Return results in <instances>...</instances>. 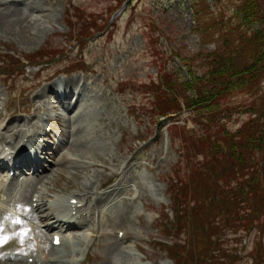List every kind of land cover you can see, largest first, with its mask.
<instances>
[{"label": "rangeland", "instance_id": "obj_1", "mask_svg": "<svg viewBox=\"0 0 264 264\" xmlns=\"http://www.w3.org/2000/svg\"><path fill=\"white\" fill-rule=\"evenodd\" d=\"M243 2L251 14L246 25L238 9ZM69 23L75 26L69 28ZM256 30L264 35V0H0V69L10 74L9 89L0 78V131L13 122L17 128L9 126L8 134L22 129L20 144L27 141L25 133L37 137L47 124L55 150L60 140L70 141L56 159L44 155L49 171L44 185L26 184L22 193L9 185L0 194V264H20L24 253L35 255L28 264H45L39 251L43 239L32 236L37 226L19 210L32 206L36 188L55 204H68L77 195L83 205L88 201L92 206L86 210L87 216L92 213L89 227L77 234L81 241L68 233L59 248L64 264H264V230L247 234L225 226L218 232L210 226L207 234H200L183 223L172 237L163 229L171 225L163 213L172 219L167 185L186 174L187 150L178 140L171 143L168 130L159 135L158 121L149 113L157 103L159 91L153 94L152 88L161 85V74L168 73L170 80L188 79L190 72L203 77L214 58L228 57L231 51L240 53L239 63L250 56L244 33L250 36ZM263 52L254 56L253 69L264 65ZM25 58L31 63L44 60L41 66L51 68L39 72ZM77 61L85 62L89 76L74 72L54 79L56 72L67 69L61 67ZM260 72L256 90L238 88L225 98L226 106L247 109L225 116L229 130L245 125L255 110L257 119L264 115V66ZM71 81L73 94L76 88L81 91L78 115H66L50 94L55 84L62 91L66 88L61 84ZM77 103H70L71 112ZM252 105L255 110L249 109ZM51 118L55 122L47 123ZM173 126L198 130L188 112ZM77 138L81 145L75 148ZM94 148L104 154L96 161L84 153ZM88 163L90 167L84 165ZM106 190L111 191L107 200ZM22 195H28L27 201ZM37 214L30 212L35 222ZM14 217L19 225L32 224L31 237L16 234ZM119 233L126 235L121 246ZM31 239L37 241L34 250L28 246ZM50 253H45L47 260Z\"/></svg>", "mask_w": 264, "mask_h": 264}, {"label": "trees", "instance_id": "obj_2", "mask_svg": "<svg viewBox=\"0 0 264 264\" xmlns=\"http://www.w3.org/2000/svg\"><path fill=\"white\" fill-rule=\"evenodd\" d=\"M243 3L238 9L246 25L251 14L249 4ZM247 34L245 53L250 56L241 62L236 60L240 53L231 51L228 57L214 58L203 77L190 72L188 79L173 76L170 80L165 73L161 85L152 88L153 94L159 92L149 113L160 130L178 121L184 112H189L198 126V130L168 128L171 140H178L187 150V172L183 178L169 181L168 188L174 223H186L187 229L200 234H207L210 226L218 232L225 226L247 234L264 230V115L257 119L259 113L252 105L249 109L257 114L238 130H229L223 123L224 116L234 110H247L226 106L225 98L238 88L256 90L264 66L258 70L252 66L254 56L264 50L263 33ZM170 230L177 228L172 225Z\"/></svg>", "mask_w": 264, "mask_h": 264}, {"label": "bare ground", "instance_id": "obj_3", "mask_svg": "<svg viewBox=\"0 0 264 264\" xmlns=\"http://www.w3.org/2000/svg\"><path fill=\"white\" fill-rule=\"evenodd\" d=\"M26 21H27V19H26ZM67 71H68V69L63 70V72H67ZM71 71L76 72V69L71 68ZM73 85H74V82H72V81L69 83H65L64 85L61 84V87H67L68 88V89L61 91L59 89V87H57L55 84L56 90H54V92L50 91V94H52L59 101H62L63 104H65V105H67L68 103L70 105L71 102L72 103L78 102L77 103L78 106L76 107V111H72V112H71V109L69 106L65 107L62 105V107H64L66 115L72 114V113H77L76 115H78L83 108V106L79 103L81 101V98H80L81 91H79V88H76L77 91H75V94L77 95V97H76L77 99L75 101H73L74 90L69 89V88L73 87ZM77 85H78V83H77ZM68 119H70V118L68 117ZM51 121H53V120H50V119L48 120L49 123ZM9 126L13 127V128H17V126H15V124L13 122H8L7 125L0 132V149H2V150H0V155L2 156V160H9V158L14 159L13 166L17 169L16 170L17 172H21V169H23V168L30 170V172H32V170H33V173L31 174L32 175L31 176L32 182L31 181L29 182L28 180H23L21 187H19L16 183L17 180L15 179V181L13 180V182H11V185L14 188H21V193H22V190L25 188L26 184L27 185H29V184L33 185V183L36 182V184L39 183L40 185H42V184L44 185V179H46L47 176L49 175L48 174L49 171H47L45 169L40 171V168L43 167V162L45 161L40 156L43 154V152H46V153L53 154L54 158H57V152H58V150H60V147H61L60 145L61 144H64V146L69 145V142H70L69 139L66 142L61 141L60 143H58L59 146L56 145L58 150H55L53 148V146H51V145L42 144L43 142H41V140L39 138H34L33 135H27L25 133L23 136V139L27 138L26 142L30 143L32 145L33 149L34 148L36 149L35 152L37 155V156H35V158L32 157L31 155L28 157H25L23 154V151L27 152V150L23 149L25 143L20 145L19 147L17 145L22 140L20 137L21 133H22V129L16 130V131L13 130L14 132L12 131V133H10L11 134L10 135V134H8L10 131ZM34 127H35V129L39 128L38 124H34ZM77 131L79 134L80 130L77 129ZM49 132H50V130H48L46 125L43 124L41 126V129H39V132L36 136L37 137H45L47 135H50ZM9 137H11L12 140ZM35 139H37V140H35ZM8 140H11L10 143L14 142L13 146L17 145L16 146V147H18L17 151L14 150V148H16V147H12L13 151H15V152H8V153L5 152L4 147L9 146ZM76 141H77L76 143L75 142L70 143V148L74 145V143H75V148L76 147L78 148L81 145L80 144L81 141L79 140V138H77ZM38 148H39L40 152L37 150ZM82 151H84V150H82ZM82 151H79V152H81L82 156H85V154L89 155L94 161H96V159H99L104 155L101 148L100 149L94 148V149H91L89 151L86 150L87 152L85 151L84 155L82 154ZM46 155H48V154H46ZM61 157L62 156H59V158H61ZM84 165L87 167L91 166L90 163L84 164ZM7 168H8L7 166L0 167V173L3 174V176L1 175L2 177L0 176V192L1 193H3V191H4V185H3L4 178L9 177L6 175V172H5L7 170ZM51 169L52 168H50V171H51ZM42 175H44V177H42ZM1 178H3V179L1 180ZM21 179H24V178L21 176ZM40 190H41V188L39 189V191ZM38 193L40 194L39 197L37 196L38 200L34 201V200H32V197H31V204L34 202H37V205L36 206H30V207H24L23 209L25 210V213L31 219L33 224H38L39 228H40V225L42 226V228H40V230H38V231L34 230L33 235H35L37 239H44L45 244H44V249L42 250V254H43V257L45 259V264H64L62 262V260H63L62 259L63 255L61 254L62 252L60 250L58 251V248H56V246L54 245L55 236L57 235L60 237V241H61L60 246L61 245L64 246L67 233L72 234L74 239L81 241V239L79 237L80 232H82L83 230H85L89 227L88 222L90 221L89 216L84 215L83 213H86L85 211L89 210L92 206H90L88 201L86 204L82 205L81 208H79L78 205L74 206V205L70 204L73 199H80L81 201L79 200V203L83 202L82 197L81 196L77 197V195L72 196L70 198L68 204L65 205L64 204L65 202L64 203L61 202V204L60 203L55 204V201H48L46 199V195L44 196V194H42L41 191ZM38 193H36V194L38 195ZM106 193H108L106 196V200H107L111 195V191L109 190ZM27 196H26V198H24L22 195V197L24 199H26V201H27ZM87 196H88V193L85 194L84 198H86ZM44 199L47 201H45ZM41 204H42L43 208H41ZM83 207H84V209H82ZM50 209H52V210L50 211ZM32 210L34 212H38V214H37L38 217H37L36 222L33 221L32 217L30 216V212ZM2 211L3 210L0 207V212H2ZM23 230L25 232V233H22L23 237H26L27 235L29 237H31V232H28L29 231L28 228H24ZM77 234H79V236ZM50 236H52L51 244H50ZM117 240L120 243V246L124 243V239L119 238ZM66 245H67V243H66ZM80 246H82V244ZM49 249H51V250L54 249V251L56 250L57 254L56 255L53 254V256L56 257V258H54L55 260L52 258L53 256L50 253ZM72 250H74V252L70 251V253H72L71 254L72 256H75V254L77 253V250L76 249H72ZM44 252L48 253V254L50 253V259H48V260L46 259V255ZM31 257H33V255H26L25 258H27V260H29ZM71 260L74 262L75 261L74 257ZM22 261L20 264H27L25 260L23 262ZM15 262L18 264V261H15Z\"/></svg>", "mask_w": 264, "mask_h": 264}, {"label": "snow or ice", "instance_id": "obj_4", "mask_svg": "<svg viewBox=\"0 0 264 264\" xmlns=\"http://www.w3.org/2000/svg\"><path fill=\"white\" fill-rule=\"evenodd\" d=\"M2 242H4V241H3V238H2V237H0V243H2Z\"/></svg>", "mask_w": 264, "mask_h": 264}]
</instances>
